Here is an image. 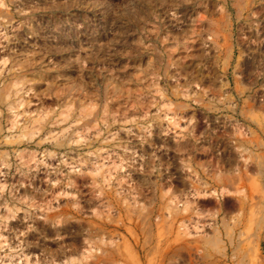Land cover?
Returning <instances> with one entry per match:
<instances>
[{"label":"rangeland","instance_id":"374dc122","mask_svg":"<svg viewBox=\"0 0 264 264\" xmlns=\"http://www.w3.org/2000/svg\"><path fill=\"white\" fill-rule=\"evenodd\" d=\"M0 264H264V0H0Z\"/></svg>","mask_w":264,"mask_h":264}]
</instances>
